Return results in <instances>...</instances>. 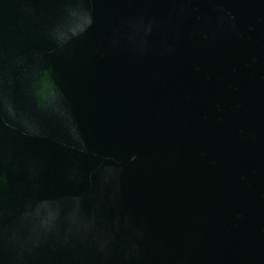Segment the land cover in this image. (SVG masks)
Returning a JSON list of instances; mask_svg holds the SVG:
<instances>
[{
	"label": "water",
	"instance_id": "obj_1",
	"mask_svg": "<svg viewBox=\"0 0 264 264\" xmlns=\"http://www.w3.org/2000/svg\"><path fill=\"white\" fill-rule=\"evenodd\" d=\"M0 264H264V0H0Z\"/></svg>",
	"mask_w": 264,
	"mask_h": 264
}]
</instances>
